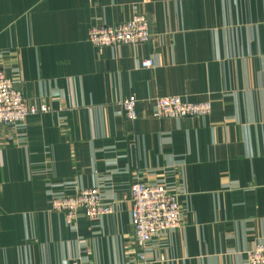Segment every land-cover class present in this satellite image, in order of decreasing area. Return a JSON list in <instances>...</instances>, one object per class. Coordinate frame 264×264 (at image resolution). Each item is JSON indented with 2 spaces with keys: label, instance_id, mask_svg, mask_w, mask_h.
I'll return each mask as SVG.
<instances>
[{
  "label": "crops",
  "instance_id": "0c3cea01",
  "mask_svg": "<svg viewBox=\"0 0 264 264\" xmlns=\"http://www.w3.org/2000/svg\"><path fill=\"white\" fill-rule=\"evenodd\" d=\"M134 14L148 43L89 42L91 27ZM0 71L49 109L0 128V264H138L136 177L184 208L146 264H247L264 243V0H0ZM166 96L210 102L211 114L153 118ZM132 98L133 122L121 106ZM90 188L111 215L68 225L52 210Z\"/></svg>",
  "mask_w": 264,
  "mask_h": 264
},
{
  "label": "built area",
  "instance_id": "2783aa9c",
  "mask_svg": "<svg viewBox=\"0 0 264 264\" xmlns=\"http://www.w3.org/2000/svg\"><path fill=\"white\" fill-rule=\"evenodd\" d=\"M150 24L144 15L134 14L128 21L115 26H93L88 31V40L96 48L123 45L146 44L151 39ZM154 62L145 59L141 68L152 69ZM137 100L125 99L121 102L125 117L129 121L137 119ZM46 106L35 107L28 104L14 82L0 71V128L23 124L29 117L48 112ZM210 102H188L178 96L156 97L153 99L152 117L155 119L204 118L211 114ZM130 219L134 239L143 250L138 264H146L144 253L147 245L159 234L181 226L184 208L178 194L164 184H149L135 178L130 186ZM52 210L64 213L68 225L75 224L83 214L91 221L113 213L111 204L105 202L98 188L82 189L73 198H55ZM247 264H264V243L254 246L245 254ZM78 264V263H75Z\"/></svg>",
  "mask_w": 264,
  "mask_h": 264
}]
</instances>
